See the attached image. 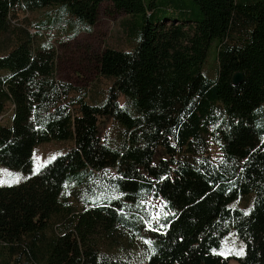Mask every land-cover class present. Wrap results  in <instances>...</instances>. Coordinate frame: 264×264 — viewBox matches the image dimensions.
<instances>
[{"label":"trees","instance_id":"16d2710c","mask_svg":"<svg viewBox=\"0 0 264 264\" xmlns=\"http://www.w3.org/2000/svg\"><path fill=\"white\" fill-rule=\"evenodd\" d=\"M102 3L128 17L130 50L96 57L110 86L93 104L56 80L54 47L11 15L55 7L77 35L91 32ZM0 44V119L11 111L0 167L28 176L0 186V264H228L217 251L231 230L243 244L235 261L264 264V0H0ZM113 124L120 148L105 142ZM67 141L31 173L35 147ZM108 170L109 185L92 190ZM70 185L107 200L76 210L64 201ZM248 196L247 215L231 207ZM147 198L165 210L150 226ZM124 232L142 238V260L106 253Z\"/></svg>","mask_w":264,"mask_h":264},{"label":"rangeland","instance_id":"374dc122","mask_svg":"<svg viewBox=\"0 0 264 264\" xmlns=\"http://www.w3.org/2000/svg\"><path fill=\"white\" fill-rule=\"evenodd\" d=\"M57 9L49 7L30 13L21 11L13 12L11 23L20 28L26 29L30 34H39L40 41L47 42L54 47L57 55L56 80L70 86L76 92L86 93V101L89 103L100 104L104 100V94L110 86V81L102 78L98 73L96 57L105 49L117 51H129L130 46L126 41L125 33L121 28V23L128 17L114 10L111 4L102 3L99 7L95 25L90 33H79L76 35V26L71 19L62 16L58 17ZM60 20H58V19ZM0 49H3L0 44ZM1 51V50H0ZM5 53V52H4ZM215 53L211 49L205 71L214 74L216 63ZM2 74H0L1 76ZM120 106L125 105L124 98L118 101ZM6 116L0 119L1 125H8L10 122V107L5 111ZM105 142L111 147L120 148L122 146L123 131L116 125H110L105 132ZM72 143L49 142L35 147L32 157V172L36 173L41 166L54 157L66 152ZM208 153L212 160L219 159V151L212 143L208 145ZM7 170V171H2ZM28 176L19 172L0 167V186L18 184L23 182ZM115 177L113 170H108L103 176L91 178L89 184L92 190L97 187L109 185L108 179ZM80 187L75 185L67 186L64 191V201L76 210H80L86 202H104L106 195L97 192L95 196L86 191L80 192ZM252 196L243 200L235 201L231 207L247 212L251 206ZM140 210L150 226L152 222L165 216L164 205L159 200L147 198L139 204ZM142 238L129 232H124L117 240H106L103 244L107 254L117 257L124 261H139L143 259L144 249ZM243 244L231 230L220 243L217 253L223 258L229 257L228 264H238L236 257L242 255Z\"/></svg>","mask_w":264,"mask_h":264},{"label":"water","instance_id":"95a60500","mask_svg":"<svg viewBox=\"0 0 264 264\" xmlns=\"http://www.w3.org/2000/svg\"><path fill=\"white\" fill-rule=\"evenodd\" d=\"M243 81V75L241 73H236L232 77V83L233 85H238Z\"/></svg>","mask_w":264,"mask_h":264},{"label":"snow or ice","instance_id":"6c2138e0","mask_svg":"<svg viewBox=\"0 0 264 264\" xmlns=\"http://www.w3.org/2000/svg\"><path fill=\"white\" fill-rule=\"evenodd\" d=\"M261 143H264V137L261 138ZM2 171H7V170H2ZM250 211V210H249ZM248 212H245V215H247ZM145 243H151V241H145Z\"/></svg>","mask_w":264,"mask_h":264}]
</instances>
